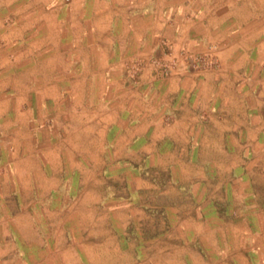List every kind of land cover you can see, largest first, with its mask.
I'll return each mask as SVG.
<instances>
[{
	"label": "rangeland",
	"instance_id": "obj_1",
	"mask_svg": "<svg viewBox=\"0 0 264 264\" xmlns=\"http://www.w3.org/2000/svg\"><path fill=\"white\" fill-rule=\"evenodd\" d=\"M114 1L110 3L117 4ZM185 1L195 12L197 1ZM71 3L61 9L65 37L84 35L86 29L93 37L118 30L111 14L99 15V10H107L101 6L104 0ZM216 3L220 23L210 25L212 32L202 49L180 51L190 71L218 67L219 53L228 65L234 55L222 50L235 44L237 52L247 51L257 33L260 45L257 53L248 50L240 66L236 64L243 83L238 102L221 106L217 122L194 121L201 128L186 136L167 133L168 119L152 121V129L139 125L133 114L139 107L136 91L121 102L120 114L106 102V95L103 98L96 74L90 84L83 81L85 71L108 65L120 84L135 83L138 58L106 57V41L65 40V45L76 44V54L44 57L42 62L40 47L34 45L39 42L40 22L35 21L40 19V0H0V224L11 225L10 240L18 252L32 256L38 245L46 252L61 246L55 251L71 254L81 264H104L100 263L104 256L109 257L108 264L116 260L140 264L149 256L163 261L176 255L181 264V251L188 247L201 256L202 264L228 257L232 225L245 230L252 224L239 200V192H244L243 166L250 150L264 146L263 135L232 134V126L243 127L238 119L246 114L257 119L252 132L260 128L264 132V0ZM19 31L21 38L16 36ZM162 40H157L162 47L149 62L166 75L176 59L170 56V41ZM108 43L123 45L119 40ZM49 68L59 69L65 77L78 76L75 88L65 84L58 89L60 103L53 104L52 91L39 86L42 71ZM66 80L61 79L63 86ZM6 104L11 109L7 112ZM226 110L239 118L229 119L228 113L224 118ZM20 112L31 116L25 119ZM210 122L225 124L220 129L224 134H213ZM26 134L32 135L30 145L24 144ZM16 224L24 227L21 232L13 231ZM235 237L238 243L240 237ZM218 239L220 249H210L209 242Z\"/></svg>",
	"mask_w": 264,
	"mask_h": 264
},
{
	"label": "crops",
	"instance_id": "obj_2",
	"mask_svg": "<svg viewBox=\"0 0 264 264\" xmlns=\"http://www.w3.org/2000/svg\"><path fill=\"white\" fill-rule=\"evenodd\" d=\"M112 1L113 3L115 2L114 0ZM196 1L197 8L195 12H191L190 8L192 7L185 0H116L117 4H111V0H104L101 6L106 7L107 10H99L101 11L99 15L107 18L108 16L110 17L108 14H111V20H113V22L110 20L111 23H117L118 30L116 32H107V34L104 33L105 35L99 34L93 37L90 31L86 29L84 35L75 34L74 37L72 35L65 37V31L62 34V17L64 18V13H62L61 9L68 5L71 7L72 0L67 3L68 5L66 3L62 4L61 0H40V19L35 21L36 24L40 22L37 34L39 42L36 41L34 45L40 47V61L42 62L45 60L44 57L76 54V44L71 42L65 45V40L93 41V39H96L106 41V43H103L106 57H110L108 55L135 56L138 58L140 67V73L135 83L127 86L120 84L118 76H115V72H113L114 69H111L108 65H103L96 70L92 68L85 71L87 75L83 76V81L89 83L88 80L91 81L94 78L93 75L96 74L95 76L100 78V83L102 84L103 98L105 99L106 95V102L111 104L110 107L114 106L113 110L120 114L124 113L121 102L124 101L127 95L129 96L131 90L136 91L137 101L139 98V107L133 114L135 119L139 121V125L143 127L146 125L152 129V121L168 119L169 122L164 126L167 133L189 136L194 130L201 128L199 124L195 125L194 121L202 118L217 122V120L221 119V113L223 112L221 106L238 102V96H242L243 93L241 90L243 83L238 79V72L240 71L238 66L244 61V57L249 55L248 50H253L257 53L256 47L260 45L258 42L260 35L257 33L250 38L251 47L249 46L247 51L237 52L235 44H230L226 49L222 50L223 53L234 55V60L228 65L222 62L224 55L219 53V57H216L219 63L218 67L202 66L190 71L180 51L182 49L189 52L200 51L204 45L203 41L212 32L210 25L220 23L218 19L220 6L217 5V0ZM118 12L124 13L126 17L121 14L113 16V14H118ZM115 16L120 17L116 19ZM22 33L23 31H19L16 36L21 38ZM158 39L170 41L171 52L169 53L171 57L176 59V64L166 75L157 71L156 66L149 62L158 47H162V43L159 44L157 42ZM62 40L64 41L63 44ZM112 40H119L123 45L116 46L117 44L108 43V41ZM254 40L256 42H253ZM90 45L89 43L88 46ZM163 49H165L164 45ZM53 60L56 61L55 58ZM246 60L247 58H245ZM61 72L59 69L49 68L44 70V72L42 71L43 75L39 80L41 89L46 88L52 91L53 104L61 102L60 88L66 87L65 84H67L68 88H75L73 85H76L75 82L78 78L76 74L72 75V77H65ZM61 79H67L66 81L68 82H65L63 86L62 82H60ZM26 82L30 88V79H27ZM78 84L82 90V85ZM81 90L79 91L83 94ZM40 95L44 96L43 92ZM91 102L92 99H90ZM6 110H11L10 105L6 104ZM20 113L25 119L31 116L27 112ZM226 113H228L229 119L236 120V118H239L235 117L234 113L229 110L224 111V118H227ZM253 119L257 120L251 116L249 117L248 114H246L245 118L242 115L238 119V125L243 127L236 129V126H232V134L264 136L261 128L255 133L252 132ZM224 125L220 126L218 123L217 125L212 123L211 126L213 127L208 129H212L213 134L219 136L224 134L220 130ZM229 128L231 127L229 126ZM26 136L29 139L24 144L30 145L32 135L26 134ZM251 140L253 141V139ZM251 151L253 152L252 155H247L243 166L244 192H239V200H242L244 216L250 215L252 224L245 230L233 224L227 246L229 249L228 257H224L223 260L217 258L215 261L210 259L207 260L208 262L206 261L207 263L264 264V146H255ZM42 179H44V176L40 173V181ZM11 228V225L0 224V264H81L71 254L65 256L64 253L60 254L62 251H55V248H61V246H53L54 251L46 252L40 245H34L36 247L32 256L27 251L18 252L15 243L10 240ZM22 228L24 227L21 224H16L13 231L16 233L21 232ZM242 232L243 234H241ZM237 235L240 237L238 243L235 237ZM33 242L37 244L38 240ZM202 243L204 245V241ZM209 245L210 249H220L221 246L218 247V245H222V241L218 239L209 242ZM198 248L200 247L196 246L195 249ZM67 250L69 249L64 252H68ZM197 251L198 253L200 252L199 250ZM181 252V264H202L201 256H198L194 250L191 251L190 247H188V251ZM218 254L222 255L221 252H218ZM149 258V260L145 261L143 259L139 263H179V255H176L175 259L174 257H165L163 261L160 257L153 259V256H149ZM109 260L108 256H104L100 263L108 264ZM91 262L93 263L92 260L89 263ZM112 263L118 264V260Z\"/></svg>",
	"mask_w": 264,
	"mask_h": 264
}]
</instances>
